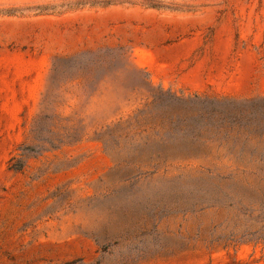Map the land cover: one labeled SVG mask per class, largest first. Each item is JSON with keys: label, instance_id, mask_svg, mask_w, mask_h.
Listing matches in <instances>:
<instances>
[{"label": "rangeland", "instance_id": "rangeland-1", "mask_svg": "<svg viewBox=\"0 0 264 264\" xmlns=\"http://www.w3.org/2000/svg\"><path fill=\"white\" fill-rule=\"evenodd\" d=\"M0 264H264V0H0Z\"/></svg>", "mask_w": 264, "mask_h": 264}]
</instances>
